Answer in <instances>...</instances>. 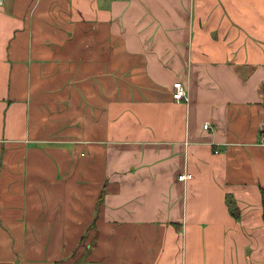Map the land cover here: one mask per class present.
I'll use <instances>...</instances> for the list:
<instances>
[{
	"label": "crops",
	"instance_id": "obj_1",
	"mask_svg": "<svg viewBox=\"0 0 264 264\" xmlns=\"http://www.w3.org/2000/svg\"><path fill=\"white\" fill-rule=\"evenodd\" d=\"M263 133L264 0H5L0 264H264Z\"/></svg>",
	"mask_w": 264,
	"mask_h": 264
},
{
	"label": "built area",
	"instance_id": "obj_2",
	"mask_svg": "<svg viewBox=\"0 0 264 264\" xmlns=\"http://www.w3.org/2000/svg\"><path fill=\"white\" fill-rule=\"evenodd\" d=\"M4 2L5 0H0V7L4 4ZM171 90H172L171 92L172 100L175 103H180V102L188 103L189 101L188 93L186 91L185 86L180 81H175L172 84ZM203 128L208 129L210 128V125L206 123L203 125ZM262 139H264V133L262 134ZM188 178H189V175L185 173L179 175L178 177V179L183 182H185Z\"/></svg>",
	"mask_w": 264,
	"mask_h": 264
},
{
	"label": "rangeland",
	"instance_id": "obj_3",
	"mask_svg": "<svg viewBox=\"0 0 264 264\" xmlns=\"http://www.w3.org/2000/svg\"><path fill=\"white\" fill-rule=\"evenodd\" d=\"M90 245L92 246V247H94L95 246V244H94V240H92V241H90ZM173 245H174V243H173ZM174 251H175V249H173ZM177 251H179V252H181V257L183 258L184 257V254H185V245H180L178 248H177ZM87 253H89V251L88 252H86V254Z\"/></svg>",
	"mask_w": 264,
	"mask_h": 264
},
{
	"label": "trees",
	"instance_id": "obj_4",
	"mask_svg": "<svg viewBox=\"0 0 264 264\" xmlns=\"http://www.w3.org/2000/svg\"><path fill=\"white\" fill-rule=\"evenodd\" d=\"M227 205L229 207V211H230L231 215L237 217L238 216L237 210L232 206L230 201H227Z\"/></svg>",
	"mask_w": 264,
	"mask_h": 264
},
{
	"label": "bare ground",
	"instance_id": "obj_5",
	"mask_svg": "<svg viewBox=\"0 0 264 264\" xmlns=\"http://www.w3.org/2000/svg\"><path fill=\"white\" fill-rule=\"evenodd\" d=\"M260 134V133H259Z\"/></svg>",
	"mask_w": 264,
	"mask_h": 264
}]
</instances>
